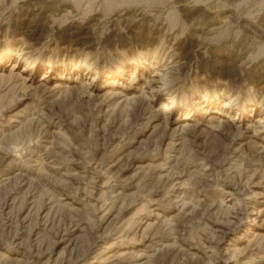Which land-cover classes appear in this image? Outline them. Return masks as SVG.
I'll return each mask as SVG.
<instances>
[{
  "label": "rangeland",
  "instance_id": "1",
  "mask_svg": "<svg viewBox=\"0 0 264 264\" xmlns=\"http://www.w3.org/2000/svg\"><path fill=\"white\" fill-rule=\"evenodd\" d=\"M263 98L264 0H0V264H264Z\"/></svg>",
  "mask_w": 264,
  "mask_h": 264
},
{
  "label": "bare ground",
  "instance_id": "2",
  "mask_svg": "<svg viewBox=\"0 0 264 264\" xmlns=\"http://www.w3.org/2000/svg\"><path fill=\"white\" fill-rule=\"evenodd\" d=\"M264 99V98H263ZM163 109V108H162Z\"/></svg>",
  "mask_w": 264,
  "mask_h": 264
}]
</instances>
